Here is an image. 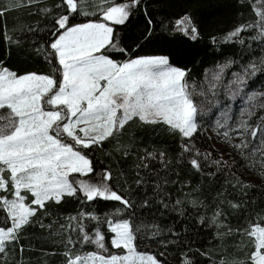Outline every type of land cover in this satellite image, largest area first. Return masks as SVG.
<instances>
[{"label": "snow or ice", "instance_id": "obj_1", "mask_svg": "<svg viewBox=\"0 0 264 264\" xmlns=\"http://www.w3.org/2000/svg\"><path fill=\"white\" fill-rule=\"evenodd\" d=\"M246 2L252 6L255 19L229 32L225 38L228 42L239 40L243 44V34L253 31V40H264V0ZM140 3L141 0H59L53 5L58 13L52 19V39L47 45L52 74L18 75L0 62V262L19 244L23 228L48 202L59 204L65 197H78L82 204L103 200L118 202L121 207L103 217L91 211L69 217L67 227L75 235L63 241L64 264H167L163 252L139 250L141 242L162 236L159 225L138 220L136 215L138 208H149L151 202L145 199L137 205L114 190L109 170L93 180L95 168L86 150L114 137L130 121L162 124L180 137L182 154L187 153L190 166L200 171L203 166L198 158L207 161L211 153L204 154L195 146L201 109L193 97L211 93L214 106L228 109L230 105L216 98L217 86L233 61L218 65L216 71L209 70L207 90L199 93L189 84L191 69L174 66L168 55L115 61L110 52L127 54V50L119 46L114 26L125 25ZM45 4L46 0H26V4L16 0L11 7L35 6L39 14L52 15V9ZM11 7L0 9V18ZM81 15L96 19L72 22ZM173 30L192 41L199 36L187 15L175 22ZM2 35L12 42L6 32ZM259 71L262 69L256 64H249L242 72L233 73L227 98L239 96L246 77ZM247 102L249 106L240 111L242 118L234 127L225 118L223 123L216 122V131L243 159L259 153L264 167V114L256 111L258 108L264 113V93L247 95ZM224 115L227 117L226 111ZM253 116L256 122L250 123ZM234 139L239 142L233 144ZM160 156L162 159L164 153ZM211 163L218 167L226 164L216 159ZM161 204L167 208L163 201ZM237 231L246 238L250 251L245 260L221 264H264V218ZM158 242L165 248L169 243L163 239ZM85 246H93V250L73 251ZM20 251H24L22 246ZM181 264L198 262L194 254L184 253Z\"/></svg>", "mask_w": 264, "mask_h": 264}, {"label": "trees", "instance_id": "obj_2", "mask_svg": "<svg viewBox=\"0 0 264 264\" xmlns=\"http://www.w3.org/2000/svg\"><path fill=\"white\" fill-rule=\"evenodd\" d=\"M15 2L0 0V9L11 7ZM58 2L46 0L45 6L52 9V15L39 14L35 6H20L11 7L0 18L3 66L18 75L52 74L47 45L52 39V19L58 13L53 5ZM20 3L26 4V0ZM185 15L198 29L196 41L173 30L175 22ZM93 17L81 15L72 22L81 23ZM254 19L253 8L246 0H141L125 25L114 26L117 42L127 54L110 52L109 55L118 62L137 56L168 55L174 66L191 69L188 79L193 86L201 85L205 71L221 63L231 60V66L256 64L262 71L248 78L245 90L264 93V63L261 62L264 40H253L252 36L256 35L253 32L243 34V44L225 39L229 32ZM5 32L13 38L12 42L3 38ZM256 111L264 114L258 108ZM249 122L255 123L256 117ZM204 127L200 126L195 146L211 156L207 161L198 158L203 166L200 171L190 166L191 157L187 153L182 154L180 137L162 124L130 121L114 137L86 150L95 168L93 180L98 179L97 174L109 170L114 190L137 205L145 199L151 202L149 208H138L136 215L138 220L159 225L162 236L141 242L139 250L163 252L167 264H181L184 253L194 254L198 264L245 260L250 246L237 230L264 218V167L259 162L262 157L257 153L245 160L234 148L229 151L216 147ZM160 153H164L162 159ZM213 159L226 164L218 167L211 163ZM233 204L239 207L233 208ZM119 207L118 202L103 200L82 204L78 197H65L59 204L48 202L32 223L23 228L19 244L7 252L0 264H64L63 241L68 235H75L67 227L68 218L81 211L103 217ZM218 212L221 215L217 216ZM160 239L169 241L166 248L158 242ZM89 250L93 246L73 249L74 252Z\"/></svg>", "mask_w": 264, "mask_h": 264}, {"label": "rangeland", "instance_id": "obj_3", "mask_svg": "<svg viewBox=\"0 0 264 264\" xmlns=\"http://www.w3.org/2000/svg\"><path fill=\"white\" fill-rule=\"evenodd\" d=\"M117 3H120L121 0H116ZM93 17V16H91ZM96 19V17H93ZM93 18H89L87 21L84 22H88L89 20H93ZM253 34H256L255 31H253ZM228 62H224L221 63L219 65L225 64ZM251 64V63H250ZM249 64H242V65H233L230 66L229 68H226L224 73H223V77H222V82L218 83L217 86V92H218V96L216 97L217 99H220L223 101L224 104H228L230 105V107L228 109H222V106H214L213 103H211V101L213 100V96L211 93H208L207 96H200L198 94L194 95V100L197 103V105L200 107L201 111L200 114L197 118V122L200 126H205V131L207 134H209L213 141H214V145L218 148H224L226 150H233V147H231L228 143H225L223 141V138L221 136H219L217 134L216 131V122L219 120L221 121V123H223L224 119L227 118L228 119V124L230 126H235V123H237L242 117L240 116V111L245 108L248 107V102H247V95H250L254 92H249L245 90V86L243 88V91L240 93L239 96H237L234 100H229L227 98V89L229 86V81H231L233 79V73L236 72H242V68L247 67ZM211 71H216L217 67H215L214 69H210ZM208 71H205L204 73V77H203V81L202 84L199 86H193V88L195 89L196 93H199L201 90H207L208 87V81H207V75H208ZM252 75L246 77V80H248V78H250ZM191 85V84H190ZM253 103H257V102H253ZM227 112V117H225L224 112ZM244 119H248L247 117H244ZM239 140L238 139H234L232 141L233 144L238 143Z\"/></svg>", "mask_w": 264, "mask_h": 264}]
</instances>
